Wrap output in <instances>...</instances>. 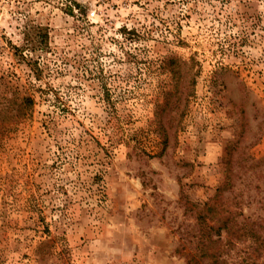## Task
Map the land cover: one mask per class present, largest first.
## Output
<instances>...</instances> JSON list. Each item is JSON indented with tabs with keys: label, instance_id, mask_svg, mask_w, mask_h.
<instances>
[{
	"label": "rangeland",
	"instance_id": "374dc122",
	"mask_svg": "<svg viewBox=\"0 0 264 264\" xmlns=\"http://www.w3.org/2000/svg\"><path fill=\"white\" fill-rule=\"evenodd\" d=\"M223 187L264 225V0H0V264H187Z\"/></svg>",
	"mask_w": 264,
	"mask_h": 264
},
{
	"label": "trees",
	"instance_id": "16d2710c",
	"mask_svg": "<svg viewBox=\"0 0 264 264\" xmlns=\"http://www.w3.org/2000/svg\"><path fill=\"white\" fill-rule=\"evenodd\" d=\"M224 189L217 190V195L203 205L197 217L200 224L198 252L187 256V264H198L200 260H208L209 264H230L226 256L236 243H252L254 249H264V225L249 218L240 220L241 211L230 212L225 201L218 200ZM240 264L249 262L243 259Z\"/></svg>",
	"mask_w": 264,
	"mask_h": 264
}]
</instances>
